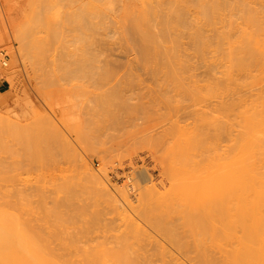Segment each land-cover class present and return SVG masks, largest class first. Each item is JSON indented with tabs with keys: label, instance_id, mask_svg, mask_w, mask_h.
Returning a JSON list of instances; mask_svg holds the SVG:
<instances>
[{
	"label": "rangeland",
	"instance_id": "obj_1",
	"mask_svg": "<svg viewBox=\"0 0 264 264\" xmlns=\"http://www.w3.org/2000/svg\"><path fill=\"white\" fill-rule=\"evenodd\" d=\"M52 1L54 4L57 3L58 7L56 8V5L52 4V7L55 8H51L56 10L60 8L61 14L69 17L68 21L67 17L60 16L61 21L66 18L67 22L64 20L62 24L59 20L61 25H58V27L54 24L55 18L51 21L52 23L50 22V25L54 24L58 29L59 27L62 28L59 31L53 25L51 26L54 29V33L53 30H49L50 35L53 36H51L52 39L58 37L53 39L51 48V41L48 40V44L47 39H44L48 35L42 34L43 37L40 35L46 40V45H49L48 48L51 49L47 51V54L51 55L50 57H48L49 55L48 58L43 57L47 55L43 53L47 45L44 46L45 48L42 51H36V47L32 50L33 54L38 52V56L42 52L40 56L42 60H27L23 58L25 55L23 52L25 51L24 48L21 49V46H19L21 43H18L16 35L27 26L26 21L31 11L30 4L33 7L35 6L33 5L34 2L38 4L39 1L6 0L7 4L4 5V0H0V10H4L3 12L8 10L5 12V21L0 14V72L7 81V87L0 95V117L8 118L14 124V126L6 127L7 130L9 129L8 131L0 129V202H2L0 207L2 208L4 205L3 208H6V210L10 208L8 212L13 213V215L23 210L22 213L18 214L22 216L17 215L14 218L19 217L23 225L25 223V225H28V222L30 226L33 225L31 228H38L35 231H40L43 235H48L46 233L52 229H60L57 228L59 227L57 225L54 228L55 223L53 224L52 221L59 220L56 222L57 224L63 222L61 226H63L64 229H62L65 232L62 233L63 230L61 229L56 232L60 233V236L62 233L63 236L60 238L64 237L65 234V240L68 242L74 241L73 249L64 253L56 241H54L56 243L52 242L51 245L63 259L76 260L83 253L90 252V255L100 253L98 255L105 258L106 264H117L119 258L116 260L115 255L122 257L120 259L124 261L123 264H129V262L130 264H150L149 261L151 264H160V260L158 261L156 256L157 249L160 252H165L164 261L167 260L166 257L170 253V256L173 255L172 259L176 257L175 259L178 258V260L183 256L191 255L195 252L193 242L196 238L190 234L191 230H194V226L188 220V216H197L200 211L198 208L200 202H204L203 196L208 195L206 197L211 199L209 192L211 195L212 188L213 191L217 188L224 190V187L221 186L223 179H219V174H224V170L228 168V165H231L229 163L226 167L223 166L228 163L227 161H230L228 158L231 156L232 159L234 154L237 153L236 151L240 152V149L237 148H239L241 142H236V140L235 143L233 139H240L241 137H237V134L240 135L241 133L243 138L246 137L241 131L244 126L240 129V126H242V123H240L242 122L241 118L252 115L255 110L261 111V105L264 104L261 103L259 105L261 109H259L258 104L261 97H263L261 102H264V0H215L219 2L215 3L216 8L214 10L215 5H213V14L220 15V18L208 16L211 19L215 18V20H209L210 23L204 20L207 17L203 18V15H200L203 13H201L202 11L199 13L200 9L196 8L198 7L196 2L194 1L195 6H193L194 2H192L193 5L191 4L190 1L192 0H49L50 3ZM212 2L213 0H202L201 4L210 6ZM236 2H242L239 4L241 6L238 7ZM150 3L152 5L157 4V6L153 5L154 14L150 11L151 9L147 11ZM173 3L176 5H174L175 9L176 7L179 10L183 8L185 13L182 14L177 10L178 13L174 12V8H171ZM168 4L171 5H169L170 8L167 6ZM242 4L243 7L246 6L244 13L243 9L241 10ZM146 5H148L147 8ZM166 6L171 10L166 9ZM247 6L250 10H254L253 15L256 18H253L255 22L257 20V23L252 24L246 20L247 18L245 19L247 16L245 10H249ZM160 7L166 10L163 12ZM144 9H146L145 13L143 12ZM210 9H208V15L212 11ZM216 9L220 14H217ZM214 11L217 13H214ZM149 12L151 13L149 14ZM158 12L161 15L164 13L162 17ZM165 12L171 15V20H174L178 14L177 20L179 22L183 21L185 24H190L189 27L184 25L185 28H183V23L177 24L183 26H180L181 28L190 31L189 34L185 31L186 36H197L203 33L205 37L203 35L201 37L203 36L205 40H209L208 43L211 41L210 45L212 44V47L208 48L209 44L204 40L203 49L208 46L204 52L202 49L200 50V52H203L200 58L196 53L197 50L195 51L196 48H191L195 46V41L193 42L194 45L191 44L193 38L190 37L191 42L190 40L186 42L187 40H184V38L187 39L186 36L182 38L185 34L181 35L183 29H175L177 28L174 27L176 22H173V26L170 25L171 30L174 27L173 31H179V33L177 31L171 32L172 37L177 33L179 37L181 36L179 40L176 35L175 40L182 42L178 41L180 44L177 43L178 45L183 44L181 45L182 49L184 47L183 50L186 51L183 56L185 55V59L187 56L190 60L189 62L187 59L188 65L187 62L185 63V66L188 67L187 70L184 69L186 71L181 68L178 70L181 64L177 65V63H182L185 60L176 61L174 72L165 68V60H159L161 64L159 69L165 72L168 71L169 74L168 72H160L156 67L160 64L159 62L157 64L156 60H141L139 54H136L138 53L137 46L140 41H135V37L136 39L139 38L134 33L139 31L137 33L142 32L140 34H145L143 31L150 27L153 32L156 30L158 33L160 27L164 26L163 24H168L169 27L171 20L167 19L168 21H166V18L170 15L166 16ZM141 14L146 16L142 18L140 17ZM148 14L153 17H149ZM76 15H78V18ZM154 15H158V18H155ZM182 15L186 16V20H183L184 16L182 18ZM56 16L59 17L58 14ZM163 16H165V19ZM145 18L148 22L153 21V23L149 22V27L146 26L148 22H145ZM82 19H84L83 22L86 20L89 23L90 21L91 25L85 21L88 26H96V29L94 27L92 29H98L97 31H99L101 28L100 32L94 31L93 34L90 32H86L84 35L81 34V31L83 33V31L89 29L83 30L85 25L83 23V26H81ZM154 19L157 23H154ZM159 19L161 24L158 22ZM91 22H95V24ZM96 22L100 25L98 26L100 28H97ZM143 22H145L144 27H146V30L143 29L144 27L137 26ZM134 27H138V29H134ZM151 28L148 31H152ZM187 28H198L195 29L196 35ZM48 29L51 28L48 27ZM102 29H105V34H101ZM127 30L131 36L135 35L134 38L128 35ZM197 32L199 33L197 34ZM55 33L57 35L60 33V35L54 36ZM221 33L227 34V36L222 35L224 38L227 37V41L224 40L223 43H220V40H218V48L216 46L217 42L213 39L218 34L221 36ZM81 35L86 36L85 38L89 40L91 39V44L93 43L92 38L96 36L93 45L95 42H98L99 45L95 46V44L94 47L96 48L94 49L93 45L89 46L91 45L89 44L90 41L85 40ZM103 35L104 37H99ZM75 36L76 38L73 39ZM99 38H101V41ZM218 38L216 36V39ZM78 39L85 44L82 41L84 39L88 46L84 45L83 49V45L81 46ZM28 40H25V42H28ZM221 40L223 39L221 38ZM246 40L250 44V47L247 44L250 51L252 49L253 52H251L256 56H253V58L258 60L257 64L255 59H253L255 63L250 61L254 65L251 66L250 63L247 65L248 67H245V63L239 71L238 67L237 70L234 69L236 66L233 67V59H230L233 62L230 64V57L227 56L232 52V55L235 54L233 58L241 57L245 60H249V57L252 58L251 55L244 54V51L239 52V47L244 46ZM31 41L33 42L29 40V43L36 42L33 39ZM212 41L214 42L212 43ZM135 43L138 45L136 46ZM187 43L189 44L188 47L190 46L187 48L188 51L185 50ZM85 46H87V49H85ZM98 46L101 47L97 51ZM89 47L93 48H91V52L88 49ZM244 47L247 48V46ZM191 50L195 51L194 54ZM87 52L92 53L93 56L96 53L97 55L95 54L94 57H97V60L94 59L95 62H93L94 57L91 54L89 56H92V59H90ZM195 53L197 57H195ZM238 53L242 56H238ZM87 57L90 60H87ZM139 59L140 62H138ZM91 60L93 61L91 62ZM2 61L5 63L4 66L1 64ZM145 61H149L146 63L147 65L151 63V65L146 66ZM161 61L163 62L161 63ZM104 63H111L110 66L115 65L119 68L116 70L115 66L114 69L107 66V68L113 70L109 73L115 70L116 72L105 75L107 69ZM138 63H142L141 67ZM90 64L95 66L92 65L91 68ZM153 65L156 69L152 71ZM101 66H104L106 70ZM99 67L104 70L102 71ZM181 67L184 66L181 65ZM244 67L247 71L243 70ZM224 71L229 72V74ZM243 71L246 73L244 72V74ZM166 74L172 78L170 79ZM224 74H231L232 76L227 75V78L225 75L223 77ZM225 77L228 82L233 79L231 83L234 82L235 85L230 87L235 89L230 91L234 92L236 90L237 95L234 92V95L231 96L230 93L224 91L226 90L224 88L229 87L228 83L224 84L227 87L222 88L220 85L224 94H229L226 95L227 98L223 93L216 92L220 87L219 85L215 90L217 94L208 91L207 86L204 88V85L202 86V84H205L209 87L213 82L220 79L227 82ZM190 78L191 80L192 78L193 80L194 78L197 79L196 81L199 80L202 89L199 88V85H196L199 81L197 83L195 81V84H193L194 81L191 82ZM223 82L218 81L216 83L222 84ZM193 85L196 88L198 87L199 90L195 88L196 91H194ZM213 87H209L210 90L213 91L215 88ZM219 94L222 97L224 96L221 98L223 101L224 98L229 99L231 104H233L232 99L234 100L237 97L244 100L240 102L235 99L237 101H234L238 104L234 102L236 105H231L232 107L239 105L238 108L241 110L233 107V110H237L234 115L238 116H232L231 113H234V111H231V113L228 112L231 115L226 117L223 113L227 112V107H222V111L226 110V112L215 111L214 108L217 109V105L220 103L218 102L220 101ZM258 94H260L259 102L255 100ZM250 95H252L251 100ZM231 97L232 99H230ZM245 100L250 101H246V103ZM223 101L221 100V104ZM250 102L255 103V105L252 104L256 109L251 106ZM240 103L247 105L243 107ZM221 104L219 109L222 106ZM250 107L255 110L252 112ZM228 109L231 110L232 108ZM248 110L251 111V114L244 116L242 112ZM238 111L241 115L240 119L239 114H236ZM243 125H245V122ZM218 126L221 130L217 128ZM261 138V142L260 140L254 142L260 143L261 146L264 144L262 143V141L264 142L263 137ZM35 140H38L39 145L35 144L37 142H34ZM241 140L243 139L241 138ZM64 141L65 143L69 141L68 143L72 145V151L69 150L70 146L68 148L70 153L68 150L65 151L68 147L67 143V146H64L65 148L62 147L65 144L61 145ZM233 142L234 145L238 144L236 150L234 149L236 153H233ZM22 143H28V146L25 144L27 147H29V143H32L30 145L37 146L36 150L40 148L39 150L44 153H38L37 155L38 151L35 152L34 149H31L33 152H30V149L27 148L32 155L34 152L36 154L35 157L30 156V153L28 155L26 154L28 152H24L25 149L22 150L24 148L23 145L21 148ZM202 145L206 147H202ZM262 147L264 146L262 145ZM257 149L263 152L262 149L264 148L256 147L253 151L258 152ZM230 151H232L233 156L230 155ZM238 155L239 153L236 156ZM234 158L236 157L234 156ZM92 173L95 177L92 176ZM84 178L86 179L84 180ZM88 178H91V181L87 180ZM97 180H100L105 187H102L100 181ZM102 189L104 191L107 189L109 194ZM215 195L216 193L211 196L214 197ZM113 198L115 201L119 200L117 203L122 205L118 207ZM206 199L208 200V198ZM5 202L9 207H5ZM56 205L59 212L55 214H60L59 217L50 213V209H54ZM28 206L30 209H27ZM20 207L25 210L20 209ZM38 208L40 210L43 208L50 214L44 213L43 216L44 210L41 212ZM29 210L31 211L29 212ZM24 211L26 213L28 211L27 214H30H24ZM37 213L42 214L40 217L46 218L48 221L52 220L51 226L49 225L50 230H47L48 225L44 228V221L41 220L43 218H40L43 221L42 225L40 224L39 217H37L39 214L35 216ZM26 216H28L27 219L30 222L23 218ZM50 216L55 217V220ZM60 219L62 222H60ZM67 220H71V222H67ZM133 220H136L135 222L138 224L133 225ZM35 221L37 224L39 221V225ZM69 223L71 226H69ZM45 231L46 233H43ZM73 238L76 239L72 240ZM219 240L215 244H210L209 241L206 242V246L213 251L212 253L220 252L227 255L225 252L236 246L233 239L224 241L222 238V241ZM229 240H231L230 243ZM49 241L51 242V239ZM231 245H234L233 248ZM184 259L180 260L184 262L183 264L187 262V264H191V262H186Z\"/></svg>",
	"mask_w": 264,
	"mask_h": 264
},
{
	"label": "bare ground",
	"instance_id": "obj_2",
	"mask_svg": "<svg viewBox=\"0 0 264 264\" xmlns=\"http://www.w3.org/2000/svg\"><path fill=\"white\" fill-rule=\"evenodd\" d=\"M31 1V0H30ZM39 2H38V4H35V2H34V4L33 5H35V6H33V7H31L32 5L30 4V13H29V15H28V19H27V21H26V28L24 29H22V30H20V32H19V34H17L16 35V39L18 40V43H23L24 44V42H25V40H30V42H33V41H31L32 39L33 40H35L36 42H34V43H36V44H34V43H29V40H28V42H25V44L23 45H21V44H19V46H21V49H23L25 52H23V51H20L21 53L23 52V53H25V55H24V59H29V60H42V58L40 59V56L42 55V52L39 54L40 56H38V52H36V54H33V52H32V50L35 48L36 49V51L37 50H43V48H45L44 46H47L48 44H49V41L48 40H50L51 41V43H50V48H51V46H52V41H54L53 39H57L56 37L55 38H53L52 39V35H50V31L49 30H53V33H54V29H52L53 27L56 29L57 27H58V25L60 26L61 24H59L60 23V16H65V15H62L61 13H62V11L61 10H59L60 8H58L57 10L56 9H52V8H55V7H52V4H54L53 3V1L50 3L49 2V0H41V2H40V0H38ZM51 1V0H50ZM196 2V4L198 5V7H196V8H199L198 10H199V13L201 12V13H203V14H200V15H203L202 17L203 18H205V17H207V18H209L208 16H215V17H218V18H220V15L218 16V15H215V14H213V10L216 8V5H215V3L217 2V1H215V0H213V2H212V4L210 5V6H204L203 4H201V1L202 0H192V1H190L191 2V4H192V2ZM8 2V1H7ZM7 2H6V0H4V5L5 4H7ZM32 2H33V0H32ZM195 2H194V5L193 6H195ZM219 2V1H218ZM217 2V3H218ZM37 3V2H36ZM51 4V6H50V4ZM237 3V2H236ZM240 3H242V2H240ZM240 3H237V5H238V7H240L239 6V4ZM155 4V3H154ZM153 4V5H154ZM171 4V3H170ZM170 4H168L167 6H169ZM56 5V8L58 7L57 5V3L56 4H54V6ZM149 5V4H148ZM148 5H146V8H147V6ZM153 5H152V3H150V5L148 6V10L147 11H149V9H151L150 11H152V14H154V11H153ZM156 6H157V4H155ZM159 5V4H158ZM173 5V7L171 6V8H174V12L177 10L178 12H181L182 14H183V12H184V10H183V8H180V10H182V11H180L179 10V8H177L176 7V9H175V7H174V3L172 4ZM196 5V6H197ZM213 5H215V7H213ZM7 6V5H6ZM5 6V7H6ZM160 6V5H159ZM158 6V7H159ZM165 7L166 9H169L170 8V6H169V8L168 7ZM176 6V5H175ZM218 6V5H217ZM52 7V8H51ZM212 7H213V10H212ZM245 7V8H244ZM244 7H243V4H242V8H241V10L243 9V13H244V9H246V6L244 5ZM33 8V9H32ZM162 7H160V10L162 11L163 10V12H164V10H166V9H161ZM209 8H211L210 9V11L212 12V14H211V12H210V14L208 15V13H209ZM218 8V7H217ZM247 8L249 9L248 11L247 10H245V14L247 15L246 17H245V15H244V17H245V19L249 22H251L252 24H254V23H257V20H256V22L254 21V18H256V16H254L253 15V13H254V10L253 9H251L250 10V8H249V6H247ZM157 9V8H156ZM219 9V8H218ZM59 10V11H58ZM158 10H159V8H158ZM169 10H171V9H169ZM173 10V9H172ZM1 11V18H3V20L5 21V17H6V13L5 12H7V11H5V12H3L2 10H0ZM58 12V13H53V12ZM145 11H146V9H144V13H145ZM168 11V10H167ZM176 11V12H177ZM208 11V12H207ZM215 11H217V12H215ZM214 11V13H217V14H220V12L216 9ZM60 12V13H59ZM142 12V13H143ZM160 12V11H159ZM158 12V13H159ZM169 12V11H168ZM167 12V13H168ZM171 12V11H170ZM177 12V13H178ZM248 14H247V13ZM251 12H252V14H251ZM151 12H149V14H150ZM155 13H157V12H155ZM171 13H173V12H171ZM185 13V12H184ZM56 14H58L59 15V17L58 16H56ZM61 14V15H60ZM64 14V13H63ZM148 14V16L150 17L151 15H149ZM160 15H161V13H159ZM164 13H162V15H163ZM165 14H166V12H165ZM169 14V13H168ZM168 14H166V16L168 15ZM174 14V13H173ZM79 15V14H78ZM78 15H76V17L78 16ZM142 15V14H141ZM162 15L160 16V17H162ZM170 15V14H169ZM146 16V15H145ZM144 16V14L142 15V16H140V17H145ZM155 16V15H154ZM158 16V15H157ZM157 16H155V18L157 17ZM177 17H178V14L176 15ZM181 16V15H180ZM183 16H184V19L183 20H186L185 18H186V16L185 15H182V18H183ZM58 17V18H57ZM65 17H67V15L65 16ZM79 17H80V15H79ZM151 17H153V16H151ZM159 17V18H160ZM165 16H163V18H164ZM175 17V16H174ZM177 17H175L174 18V20L172 19L171 20V15H170V17L168 16V18H166V21H172V23H171V21H170V23H169V27H168V24H163L164 23V21H162L163 23V25L164 26H162V28L160 27V30L158 31V33H157V31L156 30H154L155 32H153V29H152V31L150 30V31H148L149 29H145L146 27H144L145 25V22L147 21L148 22V20L146 19L145 20V22H143L142 24H143V26H142V24H141V26H140V24L139 25H137L138 27H144L143 29L144 30H146V31H143V33L145 32V34H140V33H142V32H140V33H137V32H139V31H137V30H135V31H137V32H135L134 34L137 36L138 35V38L139 39H136V37H135V41H140L139 42V45L137 44V43H135L136 44V46L138 47V49H137V47L136 46H134V47H136V49H137V52L138 53H136V54H139L138 56L140 57V59L141 60H156V63L157 62H159V64H160V61L159 60H165L164 61V63L166 62V67L165 68H167L168 70H170L171 72H174L175 70H174V64L176 65V61L177 60H179V62H180V60H185L184 62H182V63H177V65L179 66L180 64L182 65V66H184V67H181V65L179 66V69L178 70H180V68L181 69H183V71H186L187 69H188V67H186L187 65H188V63L190 62V60L187 58V56H186V59H185V55L183 56V53L184 52H186V51H184L183 49H184V47H183V49H182V46L181 45H183V44H181V45H178V43L180 42V43H182L181 41H179L180 39V37L178 36V33H179V31H177L178 33L176 34L178 37H177V39H179V40H175L176 38H175V36L176 35H174L173 37H172V33L171 32H176V31H173L174 29V27H177V28H175V29H183V28H185V26L184 25H188V27H189V23L188 24H185V23H183V21H181V22H179V20H177ZM254 17V18H253ZM54 18L56 19L55 21H54V24L57 26V27H55L54 26V24H52L53 25V27H51L52 25H50V22L52 21V20H54ZM60 18V19H59ZM64 18V17H63ZM68 18L69 17H67V21H68ZM78 18V17H77ZM148 18V17H147ZM158 18V17H157ZM170 18V19H169ZM173 18V17H172ZM181 18V17H180ZM204 19L206 22H208L209 20H215V18L214 17H212V18H214V19H211V18H209V19ZM66 18H64L62 21H61V23L63 24L64 22V20H65ZM141 19V18H140ZM151 19V18H150ZM165 19V18H164ZM168 19V20H167ZM178 21H176V20ZM59 22H58V21ZM83 20L84 19H82V21H81V26H83L82 24L84 23V27L85 28H83V30H85L86 28H89V29H87V30H85V32L83 31V33H82V31H81V34H86V32L87 33H91V34H93L94 33V31H97V30H95L96 29V26L94 27V26H90L91 24H90V21H89V23H88V21H86L88 24H90L89 26H88V24L86 25L85 24V21L83 22ZM156 19H154V23H157L156 21H155ZM217 20H219V19H217ZM66 21V20H65ZM66 21V22H67ZM142 21V20H141ZM140 21V22H141ZM143 21H144V19H143ZM161 20L159 19V24H161V22H160ZM98 22V21H97ZM96 22V24H97V28H100V27H98V26H100V25H98V23ZM101 22V21H100ZM99 22V23H100ZM146 22V23H147ZM150 22V21H149ZM149 22H148V24H146V26L148 25V27H149ZM173 22H176V24H174V27L172 28V30H171V26H173ZM188 22V21H187ZM186 22V23H187ZM211 21H209V23H210ZM52 23V22H51ZM57 23V24H56ZM92 23V22H91ZM139 23V22H138ZM137 23V24H138ZM150 23H153V21L152 22H150ZM167 23V22H166ZM183 23V24H182ZM208 23V24H209ZM251 23H249V24H251ZM92 24H95V22H93ZM101 24H102V22H101ZM177 24H182L183 26H181V27H183V28H181L179 25H177ZM31 25V26H30ZM50 25V26H49ZM103 25V24H102ZM101 25V26H102ZM158 25V24H157ZM171 25V26H170ZM177 25V26H176ZM30 26V27H29ZM152 26H154V25H152ZM254 26V25H253ZM257 26V25H256ZM48 27L49 28H51V29H48ZM95 28V29H92V28ZM138 27H134V29L135 28H137L138 29ZM178 27H180V28H178ZM255 27V26H254ZM91 28V29H90ZM153 28H156V27H153ZM158 28V27H157ZM199 28V27H198ZM197 28V29H198ZM35 29H37L36 31H35ZM58 29V28H57ZM59 29L61 30L62 28L61 27H59ZM58 29V30H59ZM101 29V28H100ZM100 29H99V31H97V32H100ZM131 29H133V28H131ZM187 29H189V30H192V32H194V35H196L195 33H196V30L195 29H191V28H187ZM32 30V31H31ZM59 30V31H60ZM140 30V29H139ZM201 30V29H200ZM49 31V32H48ZM56 31V30H55ZM59 31H56V32H59ZM93 31V32H92ZM102 33L101 34H103L104 32H105V29H102ZM148 31V32H147ZM181 31H183L182 33L183 34H181L183 37L182 38H184L185 36H186V32L185 31H187V30H185V29H183V30H181ZM49 34H48V33ZM97 32H96V34H97ZM188 32H190V31H187V34H189ZM51 33H52V31H51ZM52 33V34H53ZM61 33V32H60ZM60 33H59V35H60ZM127 33H128V30H127ZM130 33V32H129ZM128 33V35H130L131 36V34H129ZM181 33V32H180ZM199 32H197V34H198ZM201 33V32H200ZM42 34H44V35H48V37H46V38H44V39H47V42H48V44L46 45V43L47 42H45L46 40H44L42 37ZM95 34V35H96ZM105 34V33H104ZM133 34V36H131V37H133L134 38V35ZM193 34V33H192ZM225 34V33H224ZM222 34L221 33V36H219L220 34H218V35H216L217 36V38L218 39H216V36H215V39H213L214 41H216L217 42V45L216 46H218V48H219V42L220 43H223V41L224 40H226L227 41V37H225L224 38V36H227V34ZM42 37H41V36ZM50 35V36H49ZM57 34L55 33L54 34V36H56ZM59 35H57V36H59ZM83 35H81V37L83 38H85L86 36H83ZM87 35H90V34H87ZM98 35V34H97ZM191 35V34H190ZM201 35H203V33L201 34ZM201 35H197L198 36V38H197V36H186V38L187 39H185L184 38V40H187L186 42H188L191 38H193L192 39V42H191V40H190V42H191V44H193V42L195 43V46H193V47H191L192 49L194 48H196L195 49V51H196V53L199 55V57L201 58V56H202V54H203V52H204V50L207 48V46H205L206 48H204L203 49V47H204V45H205V41L207 42V44H209V47L208 48H210V46L212 47V44L210 45V42L208 43V41L209 40H205L204 39V37L202 36L201 37ZM222 35H224V36H222ZM40 38H39V37ZM52 36V37H51ZM92 36H94V35H92ZM141 37V39H140V37ZM30 37H31V39H30ZM80 37V38H81ZM90 37V36H89ZM94 37H95V39H94ZM93 38H92V42L94 43V41H96V36H94ZM99 37H104V35L103 36H99ZM130 37V38H131ZM191 37V38H190ZM195 37H196V39H195ZM248 37V36H247ZM246 37V38H247ZM74 38H76V36L75 37H73V39ZM79 38V39H80ZM81 38V39H82ZM91 38V37H90ZM221 38L223 39V40H221ZM78 39V42L80 41ZM87 38H85V40H86ZM100 39V41H101V38H99ZM42 40H44V41H42ZM87 40H89V39H87ZM91 40V39H90ZM89 40V41H90ZM103 40V39H102ZM183 40V39H182ZM205 40V41H204ZM218 40H220L219 42H218ZM249 40V39H248ZM83 42H85V44H83L81 41V46L83 45V49H84V45H87V43H86V41H84V39L82 40ZM88 41V42H89ZM99 41V40H98ZM134 41V42H135ZM179 41V42H178ZM214 41H212V43L214 42ZM222 41V42H221ZM43 42V43H42ZM79 42V43H80ZM178 42V43H177ZM248 41L246 40V44H244V46H247V48L246 47H244V46H242L241 45V47H239V49H240V51H239V49H238V47H236L237 49H238V51L239 52H241V51H244L243 53L244 54H246L247 56H252V58H250L249 57V60H245L244 58H241V57H235V58H233V56H235V54L234 55H232V52L231 53H229L228 54V58H229V60L232 58L233 59V62H234V66L233 67H235L234 69H236L237 70V67H238V69H239V71H240V68H242V66H244L245 65V63H246V65H245V67L247 66V65H249L251 62L250 61H254L253 59H255L256 60V64H257V60L258 59H256V58H253V56H255L254 55V53H252L253 51H252V49H251V51H250V49H249V47H250V44L249 43H247ZM93 43L91 44V41L89 42V44H91V45H89V46H92L93 45ZM98 43V42H97ZM96 42H95V46H97V45H99V44H97ZM179 43V44H180ZM101 44V43H100ZM190 44V45H191ZM214 44H216V43H214ZM247 44H249V47H248V45ZM33 45H36V46H33ZM94 45L92 46L94 49L96 48V47H94ZM102 45H103V42H102ZM187 45V47L185 48V50L187 49V48H189L188 47V43L186 44ZM194 45V44H193ZM88 46V45H87ZM87 46H85L86 48L85 49H87ZM179 46H181V47H179ZM192 46V45H191ZM215 46V45H214ZM213 46V47H214ZM216 46H215V49H216ZM49 47V45L47 46V48ZM92 47H89L88 49H89V51L91 52V48ZM99 47H101V46H98L97 47V51H98V49H99ZM47 48H45L44 49V51H43V53H45V54H47L48 52L47 51H49V50H51V49H49L48 48V50H47ZM92 48V49H93ZM179 48H181V49H179ZM217 48V49H218ZM241 48H242V50H241ZM243 48H245L244 50H243ZM101 49V48H100ZM203 50V52L201 51L200 52V50ZM180 50V51H179ZM100 51V50H99ZM187 51H188V49H187ZM192 52H193V54H194V52L195 51H193V50H191ZM233 51V50H232ZM236 52H237V50H235ZM94 52H96V50H94ZM93 52V53H94ZM87 53H89V52H87ZM97 53V52H96ZM95 53V54H96ZM195 53V57H197L196 54ZM199 53H201V54H199ZM242 53V54H243ZM31 54H33V55H31ZM92 54V53H91ZM90 53L89 54H87L88 55V57H90L89 55H91ZM95 54H94V56H95ZM186 54V53H185ZM188 54V53H187ZM243 54V56H245ZM253 54V55H252ZM35 55H37V57H35ZM44 55V54H43ZM49 54H47V55H44L43 57H47ZM97 55V54H96ZM101 55V54H100ZM201 55V56H200ZM231 55V56H230ZM238 56H242L241 54L239 55V53L237 54ZM236 55V56H237ZM27 56H31L30 58L29 57H27ZM51 55H49L48 57H50ZM92 56H93V54H92ZM92 56L90 57V59H92ZM93 56V57H94ZM27 57V58H26ZM32 57H35V58H32ZM47 57V58H48ZM88 57H87V60H90V59H88ZM181 57H182V59H181ZM256 57V56H255ZM203 58V57H202ZM248 58V57H247ZM44 59V58H43ZM94 59H96L97 60V57H94L93 58V60ZM140 59H139V61L138 62H140ZM187 59H188V61L189 62H187ZM93 60H91V62L93 61ZM98 60H100V59H98ZM148 61V62H149ZM163 61H161V63L163 62ZM93 62H95V60L93 61ZM147 61H145L144 63L146 64V66H150L151 65V63H149L150 65H147V63H146ZM151 62H153V61H151ZM187 62V65L185 66V63ZM231 60H230V64H231ZM232 62V63H233ZM112 63V62H111ZM110 63V64H111ZM136 63V62H135ZM143 63V64H144ZM154 63V62H153ZM252 63H255V61L254 62H252ZM251 63V66L252 65H254V64H252ZM95 64V63H94ZM94 64H92V65H94ZM97 64H98V62H97ZM110 64L108 63V64H105L104 63V66H105V68L107 69H105L104 68V66H101V67H103L107 72L105 73V75H110V74H114L115 72H116V70H117V68H119V66L117 67V66H115V71L114 72H112V73H109V72H111V70L112 69H110V68H113L114 69V66H110ZM113 64H115L114 62H113ZM139 64V63H138ZM155 64V63H154ZM158 64V63H157ZM91 65V64H90ZM92 65H91V68H92ZM112 65V64H111ZM140 65V67H141V65H142V63L141 64H139ZM163 66H164V64H162ZM95 66V65H94ZM98 66V65H97ZM97 66H96V68H97ZM107 66L108 67H110V68H107ZM138 66V65H137ZM159 66H161V64L160 65H157L156 67L159 69ZM162 66V67H163ZM177 66V67H178ZM156 67L154 68V65H153V69H152V71L154 70V69H156ZM244 67V69L243 70H245V71H247L246 70V68ZM248 67V66H247ZM100 68V67H99ZM150 68H152V67H150ZM100 69H102V68H100ZM104 69H102V71L104 70ZM157 69V70H158ZM162 69H164V68H162ZM184 69H186V70H184ZM109 70V71H108ZM149 70H151V69H149ZM156 70V71H157ZM160 70V72H162V73H166V72H168V71H161V69H159ZM113 71V70H112ZM151 71V72H152ZM245 71H243V73L245 72ZM159 72V73H160ZM177 72H179V71H177ZM181 73H182V70L180 71ZM225 73L227 72V71H224ZM249 72V71H248ZM247 72V73H248ZM101 73H103V72H101ZM153 73V72H152ZM169 73V72H168ZM167 73V74H168ZM228 74H229V72H227ZM242 73V72H241ZM246 73V72H245ZM244 73V74H245ZM166 74V75H167ZM170 74V73H169ZM168 74V75H169ZM228 74H224L223 75V77L226 75V77H227V75ZM167 75V76H168ZM172 75V74H171ZM176 76V75H175ZM174 76V77H175ZM228 76H232L231 74L230 75H228ZM168 77H170V76H168ZM174 77H173V79H174ZM192 77H194V76H192ZM222 77V78H223ZM226 77H225V79H226ZM172 77H170V79H171ZM196 78V77H195ZM194 78V80H193V78H192V80L194 81V82H192V80H191V78L189 79V80H191V82L193 83V84H195V81L197 80V79H195ZM228 78V77H227ZM230 79H231V77H229ZM229 79V80H230ZM227 80V82L223 79H220V80H218L220 83H221V81H224L222 84H217L216 82H218L217 80H216V82H213L211 85H213V86H211V85H209V87H213L214 89H213V91L212 90H210V88L208 87V85H205V84H202V86H203V88L204 87H206V88H208L209 90L208 91H210V92H212V93H223L224 94V92H223V87H227V86H224V84L225 83H228L229 84V87H227L228 89L229 88H231L230 86H232V87H234V85L235 84H233V83H231L232 81H233V79H232V81L231 82H228V79H226ZM178 81V80H177ZM199 81V80H198ZM198 81H196V83L198 82ZM216 83V84H215ZM228 84H226V85H228ZM231 84V85H230ZM197 86L199 85L200 87L199 88H201V84H200V81H199V83L198 84H196ZM215 85H217V86H215ZM221 85L222 86V88H221V86L219 87V86ZM193 87H194V91H196V90H199L198 89V87L196 88L194 85H193ZM216 87H219V89L218 90H221V91H218L217 89H216ZM195 88H196V90H195ZM221 88V89H220ZM227 88H224V89H226V90H224L225 92L227 91L228 93H230V95L232 96V94L234 95V92L236 91H230V90H232V89H235V88H231V89H229V91H228V89ZM202 89V88H201ZM212 89V88H211ZM203 90H206V89H203ZM215 90H217L216 92H215ZM216 93V94H217ZM235 94H236V92H235ZM221 94H219L218 96L220 97L219 99H220V101H218V102H220L218 105H217V109H216V107L214 108L215 109V111L216 112H218V111H220V112H226V110H227V112L226 113H223L226 117L227 116H230L231 114H233L232 116H238V115H234L235 114V112H237V110L236 109H240V108H238V106L239 105H237V106H235V107H237L236 109H234L233 110V107L231 106V105H233L234 104V102L235 101H237V100H235V99H238V101H240V102H242V101H244V100H241V97L239 98V97H237V98H234V100L232 99V97L230 98V99H232V102H233V104H231V102H230V100L228 101V100H226V95H229V94H224V96L226 97V98H224V101H223V99H221V98H223L222 96H220ZM237 95V94H236ZM259 95V96H258ZM257 95V98L255 99L256 101L258 100V99H260V94H258ZM262 95V94H261ZM263 95H264V93H263ZM192 96V95H191ZM194 96V95H193ZM251 96L252 95H250L249 96V98H250V100H251ZM230 97V96H229ZM235 97V96H234ZM243 97V96H242ZM259 97V98H258ZM221 100L223 101V102H225V100H226V104L224 103L223 104V102H222V104H221ZM250 100H245V102L246 101H250ZM253 100V99H252ZM261 100H263V97H261V99H260V103L258 104V107H259V105H261V103H264V102H261ZM254 101V100H253ZM257 102H259V100L257 101ZM228 103V104H227ZM236 103V102H235ZM247 103V102H246ZM251 103V102H250ZM250 103H249V105H250ZM253 103V102H252ZM251 103V104H252ZM222 105V106H220V109H219V105ZM236 104H238V103H236ZM236 104H234V105H236ZM240 104H242V103H240ZM244 104V103H243ZM242 104V105H243ZM254 105H255V103H253ZM251 105V106H254V105ZM226 105H230V106H226ZM245 105H247V104H245ZM245 105H243V107L245 106ZM248 105V106H249ZM264 105V104H263ZM263 105H261V108L259 107V109H261V111H258V110H255L256 108H255V106L253 107V108H255V109H252L251 107H250V110L253 112V110H255V113H253L252 115H250L251 114V111H246V112H248V113H246L245 111L244 112H242V111H240V112H242V114L244 113V116L246 115V114H249L250 116H246V118L245 117H240L241 115H240V113H239V111H238V113H236V114H239V119L241 118L242 119V122H240V123H242V126H240V129H242L243 128V126H244V129L243 130H241V131H243V133H244V136L246 135V137H242L241 136V132H240V130H239V128H238V130H239V132L241 133L240 135L239 134H237L238 136L237 137H241L243 140H241V138L239 139H233V141L235 142L236 140V142H238V141H240L241 142V145H239L238 146V144H235L236 145V147H234L235 145H234V142H233V145H232V149L234 150L235 148H237V146L239 147V148H237L238 150L240 149V152L239 151H236L237 153H239V155L238 156H236L237 155V153L235 152V150L233 151V153H236V154H234V156L236 157V158H234V156H233V153H231L232 151H230V155L232 154V159H231V156L228 158V160H230V161H227L228 163L227 164H225V165H223V166H225L226 167V165H228L229 163H231V165L229 166L228 165V168L226 169V170H224L225 171V175L224 174H222V171H221V174L222 175H220L219 174V176L220 177H222L223 175V177L222 178H220L219 177V179L220 180H222L221 182H222V187H224V190L222 191V190H219L218 188L216 189V190H218V191H216L215 189H214V191L211 189V191L213 192H211V195L212 194H215L216 193V195L213 197V196H211L210 195V192H209V196L211 197V199H209V197H206V196H208V195H205V196H203V201L204 202H200V205L199 204H197V205H199L200 207H198L199 208V213H197V216H188V220L190 221V222H192V224H193V226H194V230H191V235H194L195 236V240H194V242H193V246H194V250H195V252L194 253H192L191 255H186V256H183V258H181V259H184L186 262L187 261H189V263L191 262V264H264V149H262V151L263 152H261L260 150H258L257 149V151L258 152H254L253 150H255L256 149V147L257 148H259V147H261V148H264V147H262V145L264 146V144H262L261 146L259 145L260 143H257V142H259V141H257V140H260V142H261V137H263V140H264V107H263ZM256 106H257V103H256ZM222 107H227V109L226 110H224V111H222ZM234 107V108H235ZM242 107V106H241ZM228 108H232L231 110L230 109H228ZM219 109V110H218ZM224 109V108H223ZM258 109V108H257ZM229 110V111H228ZM241 110V109H240ZM231 111H234V113L232 112L231 113ZM258 111V112H257ZM228 112H230L231 114L229 115V113ZM257 112V113H256ZM227 113H228V115H227ZM238 118V117H237ZM243 118L245 119L244 121H243ZM12 121H10V119H8V118H4V117H0V125H1V127H0V129L2 128V130H5V131H8L7 129H6V127H11V126H14V124L13 123H11ZM239 122V121H238ZM237 122V123H238ZM244 122H245V125H243L244 124ZM236 123V124H237ZM13 124V125H12ZM237 125H240V124H237ZM222 126V125H221ZM217 128H219V126L217 127ZM220 129V128H219ZM219 129H218V131H219ZM223 129V128H222ZM221 130V129H220ZM238 132V133H239ZM259 133H261V134H259ZM250 135V136H249ZM261 138V139H260ZM67 139V138H66ZM66 139H65V141H66ZM68 140V139H67ZM37 141V142H36ZM65 141L61 144V145H63L64 143H65ZM254 141H257L256 143L254 142ZM34 142H36L35 144L36 145H39V143H38V140H35ZM34 142H32L33 144H34ZM69 141H67L66 143L68 144V147H66L67 146V144L65 143L62 147H66L67 149L65 150V151H67L68 150V148H69V146H70V149L69 150H71L72 151V148H71V144L70 143H68ZM235 142V143H236ZM240 142H239V144H240ZM32 143H29V147H27L28 145V143L26 144V143H22L21 144V148H22V145H23V147L24 148H22V150L24 151V149H25V151L24 152H28V150H27V148H29L30 150V152L32 151L33 152V150H31V149H34L35 150V152L36 151H38L36 154L38 155V153H42V151L41 150H36L37 149V146L35 147V146H32V145H30V144H32ZM262 143H264L263 141H262ZM27 146H26V145ZM203 144H205V143H203ZM206 145V144H205ZM205 145H202V147L203 146H205ZM31 146H32V148H31ZM207 146V145H206ZM205 146V147H206ZM34 147V148H33ZM64 147V148H65ZM255 148V149H253V148ZM250 149H253V150H250ZM69 150H68V152H69ZM41 151V152H40ZM30 152H28V153H26V154H28L29 155V153ZM35 152L33 153V155L30 153V156H33V157H35L34 155H36L35 154ZM73 152H74V150H73ZM73 152H71L72 154H73ZM44 153V152H43ZM42 153V154H43ZM70 153V152H69ZM75 154V153H74ZM71 155V154H70ZM40 156V155H39ZM73 156V155H72ZM234 158V159H233ZM222 167V166H221ZM224 168V167H223ZM219 172V171H218ZM92 176H94V174L92 173ZM95 177V176H94ZM86 178H84V180H85ZM87 180H89V181H91V178H88ZM89 181H87V182H89ZM98 182L100 181V180H97ZM91 183V182H90ZM100 183V185L103 187H105V185L103 184V183H101V181L99 182ZM103 184V185H102ZM103 190V189H102ZM104 191V190H103ZM216 191V192H215ZM104 192H106L107 193V189L104 191ZM108 192H110V191H108ZM215 192V193H214ZM225 192V193H224ZM107 194H109V193H107ZM110 194H111V192H110ZM204 197H206V198H208V200L206 199V198H204ZM117 199V198H116ZM119 199V198H118ZM202 199V198H201ZM113 200H114V202H115V204L119 201H115V199L113 198ZM121 200V199H120ZM122 201V200H121ZM201 201V200H200ZM2 202H0V204H1ZM6 203V206L5 207H7L8 205H7V202H5ZM5 203H3V204H5ZM69 203V202H68ZM199 203V202H198ZM2 204V205H3ZM9 204V203H8ZM68 205V204H67ZM117 205H118V207L119 206H121L122 204H120L119 205V203H117ZM1 206V205H0ZM20 206V205H19ZM22 206V205H21ZM68 206H70V205H68ZM3 207H4V205H3ZM1 208L0 207V264H106L105 262H107V261H105V258L103 257V256H101V255H98V254H100V253H97V254H95V253H93V254H95V255H90L88 252H85V253H83L78 259H76V260H68V259H63L59 254H57L56 253V251H55V248L54 247H52L51 245H52V242H54V241H56L57 242V244H58V246L60 247V249H61V251L62 252H64V253H67L68 251H70V250H72L73 249V247H74V241L73 242H68L67 240H65L66 239V235L64 234V237H62V238H60L61 236H63L62 235V233H64L65 232V230H63L64 228H63V226H61L62 224H63V222L61 221V219H60V222H62V224L60 223V224H57L56 222L57 221H59V220H57L56 219V221H52V223L54 224L53 225V227L55 226V225H57V226H59V227H57V228H60L61 230H63L62 231V233H61V236L56 232L57 230H58V232H59V230L60 229H52V227H51V229L54 231H52V230H50V228H49V225L51 226V221H48V220H46V218H43V217H40V215L42 216V214H40V213H37L35 216H37L38 214H39V216H37V217H39V221L41 222H39L38 221V224H37V222H36V224L37 225H39V223L42 225V222L44 221V222H46V223H44L43 222V224H44V228H46V226H47V230H50V231H48L47 233H46V231L45 232H43V233H46V234H48V235H43L40 231H35V230H37L38 228V226L36 227L37 229H35L34 227H32L31 228V226H33V225H31L30 226V224L27 222V224L29 225H25V227H24V225L20 222V218L19 217H15L14 218V216H17L19 213H22L23 212V210L21 211V212H19L18 214H14L13 215V213L11 214V212H8L9 211V209L10 208H8L7 210H6V208ZM9 207V206H8ZM18 207V206H17ZM23 207V206H22ZM22 207H20V209L22 208ZM24 207H26L25 205H24ZM42 207V206H41ZM57 205H56V207L54 206V209H50L51 211H50V213L51 214H54L53 216H60V214L58 215V214H55V213H58L59 211L57 210ZM30 209V207L28 206L27 207V209ZM123 210H125L123 207H121ZM22 209H24V208H22ZM39 210H40V208H38ZM42 210H44L45 211V209H43V208H41ZM122 209H119V210H121V211H123ZM17 210H18V208H17ZM25 210V209H24ZM42 210H40L41 212H42ZM31 210H29V212H30ZM43 211V216L45 215L44 213H46V214H48L49 212H47V210L44 212ZM49 211V210H48ZM25 213L24 214H27L28 213V211H27V213H26V211H24ZM37 212H39V211H37ZM49 213V214H50ZM11 214V215H10ZM24 214H23V216H24ZM30 214V213H29ZM29 214H27V215H29ZM48 214V215H49ZM12 215H13V217H12ZM18 216H22L21 214L20 215H18ZM53 216H50L51 218H55V217H53ZM36 217V218H37ZM49 217V216H48ZM58 217H56V218H58ZM19 218V219H18ZM23 218H25L26 220H28L29 221V219H27L28 218V216H26V217H23ZM40 218H43V219H41V220H43V221H41L40 220ZM45 219V220H44ZM59 219V218H58ZM132 219V218H131ZM55 220V219H54ZM48 221V222H47ZM71 222V220H67V222ZM92 221L94 222V220L92 219ZM132 221V220H131ZM136 221V220H135ZM134 220H133V222H132V224L133 225H137L138 223L137 222H135ZM23 222H26V221H23ZM30 222V221H29ZM65 222V221H64ZM67 222H65V224H67ZM49 223V224H48ZM59 223V222H58ZM74 223H75V221H74ZM46 224V225H45ZM72 224H73V222H72ZM77 224V223H76ZM41 225H40V227H41ZM68 225V224H67ZM74 226H75V224H73ZM35 226V225H34ZM69 226H71L70 225V223H69ZM39 227V228H40ZM56 227V226H55ZM54 227V228H55ZM34 228V229H33ZM63 228V229H62ZM43 229V228H42ZM84 229V228H83ZM41 230V229H40ZM42 231V230H41ZM83 232H84V230H82ZM81 234H83V233H81ZM239 236V237H238ZM228 237V238H227ZM229 237H231V238H229ZM219 238H223L224 239V241L225 240H228V239H233L234 240V244L236 245L235 246V248H233V246L234 245H231L232 246V248L233 249H229V251H226L225 252V254L227 253V255H224V254H221L220 252H215V253H212L213 251L212 250H210L206 245V242L207 241H209L210 242V244H215V242H217L218 240H219ZM49 239H51V242L49 241ZM74 239H76V238H73L72 240H74ZM220 239V240H221ZM219 240V241H220ZM61 241V242H60ZM222 241V240H221ZM230 241L231 240H229V243H230ZM56 242H54V243H56ZM233 243V242H232ZM210 246V245H209ZM160 250V249H159ZM157 251H158V249L156 250V256L158 257V261L160 260V264H183L184 262H182V261H180L181 259H179L178 260V258L177 259H175L176 257H174V259H172V257H173V255L172 256H170V254L168 255L167 253H166V258H167V260L166 261H164V259L165 258H163L164 256H165V252L164 251H158V253H157ZM163 253H164V255H163ZM122 256H123V254H121ZM163 255V256H162ZM116 256V260L119 258V261L117 262V264H123V262L124 261H122L121 259H122V257L119 255H115ZM161 256H162V258H161ZM101 257H103V258H101ZM160 257V258H159ZM169 257V258H168ZM121 258V259H120ZM180 258V257H179ZM102 259H104V260H102ZM123 259H125L124 257H123ZM126 261H128L127 259H126ZM125 261V262H126ZM145 261H146V259H145ZM147 261H148V259H147ZM129 262V261H128ZM128 262H126V263H128ZM149 263L151 264V262L149 261ZM188 263V262H187ZM187 263H185V264H187ZM125 264V263H124ZM129 264H130V262H129Z\"/></svg>",
	"mask_w": 264,
	"mask_h": 264
},
{
	"label": "crops",
	"instance_id": "obj_3",
	"mask_svg": "<svg viewBox=\"0 0 264 264\" xmlns=\"http://www.w3.org/2000/svg\"><path fill=\"white\" fill-rule=\"evenodd\" d=\"M6 87H7V81L4 75L0 72V95L3 94Z\"/></svg>",
	"mask_w": 264,
	"mask_h": 264
},
{
	"label": "built area",
	"instance_id": "obj_4",
	"mask_svg": "<svg viewBox=\"0 0 264 264\" xmlns=\"http://www.w3.org/2000/svg\"><path fill=\"white\" fill-rule=\"evenodd\" d=\"M3 60H5L4 58H3ZM3 66L5 65V63L2 61V63H1Z\"/></svg>",
	"mask_w": 264,
	"mask_h": 264
}]
</instances>
